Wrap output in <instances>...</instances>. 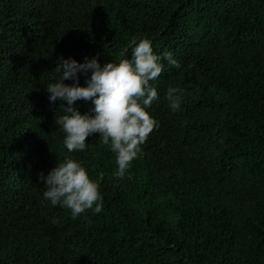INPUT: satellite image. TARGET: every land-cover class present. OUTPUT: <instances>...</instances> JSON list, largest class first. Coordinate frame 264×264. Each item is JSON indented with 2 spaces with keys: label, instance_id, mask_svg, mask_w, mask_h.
Instances as JSON below:
<instances>
[{
  "label": "trees",
  "instance_id": "obj_1",
  "mask_svg": "<svg viewBox=\"0 0 264 264\" xmlns=\"http://www.w3.org/2000/svg\"><path fill=\"white\" fill-rule=\"evenodd\" d=\"M134 37L181 68L164 62L159 128L119 179L99 134L68 152L45 88L62 59H130ZM68 155L100 183V213L43 198L39 173ZM0 264H264V0H0Z\"/></svg>",
  "mask_w": 264,
  "mask_h": 264
},
{
  "label": "clouds",
  "instance_id": "obj_2",
  "mask_svg": "<svg viewBox=\"0 0 264 264\" xmlns=\"http://www.w3.org/2000/svg\"><path fill=\"white\" fill-rule=\"evenodd\" d=\"M128 52H122L118 62L101 64L98 57L62 59L56 71L59 78L45 88L50 103L60 101L63 114L55 123L63 132V145L69 153L84 152L90 144L87 139L99 134V139L115 154L116 170L113 176L123 179L138 158L142 145L150 133L159 128V122L150 109L159 99L156 81L167 65L181 68L171 51L158 54L148 38H132ZM83 74L85 86L80 85ZM71 80L72 84L64 81ZM168 107L173 113L181 110L183 97L180 90L170 87L166 94ZM91 102L89 113L82 114L77 101ZM66 104V106H65ZM43 183V198L55 207L70 211L72 219L92 210H103V195L98 180L90 178L83 162L68 155L45 175L39 173ZM53 224L58 221L53 218Z\"/></svg>",
  "mask_w": 264,
  "mask_h": 264
}]
</instances>
